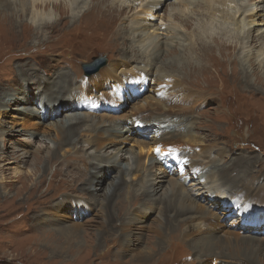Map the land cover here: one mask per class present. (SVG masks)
Here are the masks:
<instances>
[{
    "label": "rangeland",
    "instance_id": "obj_1",
    "mask_svg": "<svg viewBox=\"0 0 264 264\" xmlns=\"http://www.w3.org/2000/svg\"><path fill=\"white\" fill-rule=\"evenodd\" d=\"M111 1L131 11H127L124 16L125 24L122 22L123 13L111 9L108 6L109 1L52 0L48 2L45 9L38 7L34 12H37L34 17L16 14L17 22H21L15 30L16 33L7 34L5 32V35L0 36V92L4 91L3 94L6 92L4 95L8 94L6 98L1 95L0 102L8 103L10 101L8 109L4 111L1 108L0 111V130H3V133L0 134V264H140L141 253L152 250L156 252L155 257L150 261L141 262V264H261V261L264 262L262 253L258 254L260 258L257 257L256 262L250 261L247 257H238L239 259H237L229 250L226 251L228 256L215 260L204 257L200 253L210 242L209 239L222 235L223 232L228 231L229 226H232L233 229H241V232H238L241 237L252 236L259 241L261 240L259 238L264 240L262 229L240 228L239 218L225 216L226 211H220L216 216L220 228L217 232L210 230V226L206 223L202 225L201 218L197 217L199 220L197 219L195 227L193 222L188 225L184 223L179 228L169 230V233L164 230L158 238H155L153 230L160 220L163 221L166 214H159L162 205L153 199L161 198L160 195L168 187L166 182L162 184L160 190L156 189L154 192V194L157 193L156 196H150L147 193L140 202H137L133 197L128 199L126 193L131 195L134 192L139 195L143 191L142 188L138 190L121 186L118 195L109 203L108 207H105L103 196H108L114 185L120 181L119 172L124 169V166L115 167L112 173L105 176L103 171L105 167H102L98 160L91 159L94 151L87 145L91 135L78 140L75 138L76 144L73 145L74 147L72 146L73 148L66 146L60 150L62 146L55 147L54 134L47 127L50 123H65V114H60L53 119L52 117L42 119L43 126L40 128V132H48L50 140L47 139L49 138L47 135L39 133H30L31 135H29V133L20 132L21 127L17 121L18 111L25 105L22 101L26 97L24 98L21 92L17 93V88L22 89L23 92L29 86L32 89L37 86L24 82L23 78L27 76V72L21 74V66L23 69L36 70L35 74L38 80H33V82L45 84L44 81H46L44 86L55 95L61 93L62 90L57 89V80L60 79H54V75L69 74L76 77L79 83L82 80L78 73L81 74L82 79L90 80L105 69L111 59H121L120 51L125 49L124 40L116 41V37L123 32V29L119 28L130 26L133 18H137V22L154 24L155 27L166 24L175 26L182 39L185 40L183 44L186 45L192 41L189 30L192 25L189 23L190 19L185 20L186 17L192 18V23L195 24V19L203 18L202 16L207 14V8L202 6H180L182 15L185 17L183 19L176 18V21H173L167 19L170 9L168 3L173 5L177 0H164V6L159 8L158 14L157 11L150 12V14L141 12V7L146 0ZM198 1L202 3L204 0ZM213 1H211V8H224L218 1ZM242 5H246L249 10L247 7L246 9L253 14L260 10L259 4L255 3V0H239L237 3H227L226 6L229 11L238 12ZM92 6H94V11L87 14ZM262 6L264 8V0ZM41 19L52 21L53 26L46 27L47 30L45 28L28 29L30 25L42 21ZM204 21L210 23L209 20L204 19ZM216 21L218 22L214 23L219 25L220 21L218 19ZM21 25L22 27H20ZM2 26L4 27L5 23L0 24V33L3 31ZM229 26V30L236 34L234 37L238 36L237 34L242 36L245 31L249 33L257 31L262 27L254 25L252 21L241 26L240 24ZM243 27L244 29H242ZM213 39L211 42H203L197 47L201 57L194 68L202 66L200 69L198 68L199 70H189L188 66L182 65L180 62V68L176 65H169L165 67L167 70L162 68V71L168 73L169 77L178 76L177 78H180L182 83L192 91L201 94L210 93L211 96H214L212 98L214 101L203 102L198 108L192 110L193 115L197 117L193 129L196 135L199 134L198 136L202 138L203 144H208L210 150L220 154L213 163V172L226 173L223 170H227V168L232 172L228 180L223 181V186L231 192L234 190L235 201L240 202L238 199L245 192L235 189L241 187L242 179H248L250 173L258 171L259 174L256 177L264 178V87L254 84L249 73L245 72L246 78H241L240 73L246 71V65L249 63L244 64L237 39H234L235 42L231 48L225 51L218 50V43L216 45ZM218 39L220 42H226L223 37ZM125 43L127 44L128 40ZM191 54V57L188 55L190 58L197 57L195 52ZM96 57H103L106 60V65L95 74L85 75L82 64L91 63ZM263 57L264 55L259 58V61ZM252 62H254V58H252ZM170 67L172 68L170 69ZM175 69H179L187 81L180 77ZM97 79L90 81V87L97 99L88 89L89 84L85 85L84 90L78 94L79 97L83 96L88 100H93L88 110L90 108L99 117L98 119L103 116L102 118L109 121L111 116V119H117V117L121 119L138 113L142 97L131 100L128 98V101L121 100V102L111 101L109 100V91H112V88L120 90L125 88L111 86L109 90L100 91L102 88L96 89ZM102 81L105 83L104 79ZM154 83L156 81L152 80L146 89L139 87V94L142 95L151 90ZM81 85L83 86V83ZM254 85L255 87H253ZM47 90L44 91L46 96L50 95ZM12 93L14 96H11ZM7 98L9 101H6ZM39 100L42 99L37 97L33 102L29 100L30 103L27 105L36 106ZM39 107L41 110L42 106ZM46 107L48 106L46 105ZM46 113L45 117H50L53 114L52 109L49 108ZM83 128L85 127H82L80 131H83ZM149 136L148 134L142 139L147 141ZM122 147L124 150L129 147L136 149L133 142H126ZM70 148L74 151L70 154L66 153L65 151L68 152ZM54 150L59 152L57 156L60 159L57 164L52 160ZM111 150L105 149V153L110 155ZM63 154L66 155L62 157ZM124 156L126 159L129 158L128 155ZM142 156L145 168L148 165V160L144 159L145 156L165 158L161 152L156 150L149 151L147 155L143 151ZM169 160V158L166 159V165L161 167L162 172H165L168 177L175 178V175H172L169 170L175 169L176 165L174 160ZM240 161L242 163H239ZM156 166L157 164L154 163L148 171L159 176L160 172ZM129 168H133L131 163ZM236 180H238L237 183ZM89 181L97 194L93 198L90 197L91 194L88 191ZM125 181L127 184L132 182L129 177L125 178ZM95 185L97 186L95 187ZM188 192L190 198L197 199V202L201 203L199 197H195L196 191L188 190ZM69 198H78L89 206L95 202L96 208L90 210L88 207L87 212L82 214V217L80 216V222L77 219L72 220L67 203L63 207L65 214L60 209L53 208L54 205H59L64 200L69 201ZM201 204L203 205V203ZM152 206L157 207L156 212L151 213L149 208ZM78 210L86 211L83 208ZM142 214L147 215L144 218ZM172 214L173 212L170 211V215ZM74 218L75 216H73ZM69 221L79 223L80 228L65 232V237L60 230H65ZM193 221L195 223V218ZM187 226H193V229ZM69 232L72 234L71 236H68ZM138 233L140 237L136 235ZM128 240H130L129 243ZM217 250L219 251V248ZM233 253L235 254V252ZM133 256L135 257L133 258Z\"/></svg>",
    "mask_w": 264,
    "mask_h": 264
},
{
    "label": "bare ground",
    "instance_id": "obj_2",
    "mask_svg": "<svg viewBox=\"0 0 264 264\" xmlns=\"http://www.w3.org/2000/svg\"><path fill=\"white\" fill-rule=\"evenodd\" d=\"M50 1L52 0H0V24L5 23V26H2L3 31H1L0 36L2 34L5 35L6 33H16L15 30L21 23H18L16 20L18 13L25 17H28L29 15L30 17H34L37 14V12H34L38 9V7L45 9ZM103 1H109L108 6H110L111 9H115L123 13L122 22L125 24L126 19H124V16L129 10H127L126 7L118 6L111 0ZM211 1L213 0H204L202 3H199L198 0H177V2L173 5L168 3L170 9L167 19L173 21L176 18L183 19L185 17L182 15L180 6L195 7L198 5L207 8V14L202 16L203 18H199L197 20L193 19L195 24L192 23V18H189L188 16L186 17L185 20L190 19L189 23L192 25V28L189 29L192 41H189L186 45L183 44L185 40L182 39L181 34L178 30H176L177 28L175 26L166 24L165 26L156 25L155 27L154 24L143 21L137 22V18H133L130 26H121L119 28L123 29V32L116 37V41L119 39L124 40L125 49L120 51L122 58L111 59L108 66L90 80L82 79L81 74L78 73L80 80H82H79V83L76 77H72L69 74L66 75L64 73H58L57 75H54V79H60L57 80V85H55L58 86L57 89L60 88V90H62L61 93L54 95L52 92H49L44 86L46 81H44L45 84L33 82V80H38V77L35 74L36 70L23 69V66L20 68L21 74H25L27 72V76L23 78L24 82L30 83L31 85H37V89L35 88L36 91H34L35 89H32L30 86H26L27 88L23 92L22 89L17 88L16 92H21L23 93V97H26V100L24 99V101H22L25 105H23L18 111L17 121L21 127L20 132L29 133V135H31L30 133L47 135L49 136L47 139L50 140V134L48 132H40V128L43 126V120L51 117L52 119L57 118L60 114H65V123H50L47 127L50 128L54 134L55 147L62 146L60 150L66 146L72 147L76 144V141H74L75 138L78 140L79 138L83 139L86 136L91 135V139L87 142L90 149L94 151L93 155H91V159L98 160L99 164H101L102 167H105L103 170L105 176L112 173L115 167L120 165L124 166V169H121L119 172L120 181L114 185L112 192L108 196H103V204L105 207H108L109 203H111L118 195L121 186H124L125 188H137L138 190L142 188L143 191L139 195L134 192H132L131 195H128V192L126 193V197L128 199L133 197L137 200V202H140L141 199L147 195V193H149L150 196H156L157 193L154 194L156 189L160 190L164 182H166V184L168 183V187L160 195L161 198L159 197V199H153L162 205L159 214H166L163 221L160 220L156 228L153 230L155 238H158L160 233L164 232V230L168 232L171 229L173 230V228H179V226L184 223L188 225L190 222H193L194 226L197 224L198 218H201L202 225L206 223L210 226V230L217 232L220 228L217 222L218 218L216 216L220 213V211H226L227 213L225 216L230 215L239 218L241 224L240 228H259L264 232V178L256 177L259 174L258 171L250 173V177L248 179H242L241 187L235 190H243L245 194L242 193V196L239 197L238 200H240V202L235 201L234 190L231 192L228 189L226 190L223 186V181H227L232 172L228 168L227 170H223V172L225 171L226 173L213 172V163L215 162L216 157L220 156V154L216 153L214 150H210V148H208V144H203L202 138L198 136L199 134L196 135L194 132L193 126L194 123H196L197 117L193 115L192 110L198 108L203 102L214 101V99H212L214 96H211L210 93L201 94L197 91H192L182 83L180 78H177L178 76L169 77L168 73H163L164 70L162 71V68L168 67L169 65H176V67L180 68L181 64L188 66L189 70H199L202 66L198 67L199 69L194 68L198 64L201 57V53L197 49L198 46L202 45L203 42H211L213 39L212 37H215L213 42L216 45L218 43L217 49L225 51L231 48L232 44L235 42L234 39H237V44L239 45L238 49L242 51L241 58L244 64H246V62L249 63L246 65V71L240 73L241 78H246L245 72L246 74L249 73L252 78L251 81H253L254 84H259L264 87V57L259 61V58L264 55L263 0H255V3L259 4L260 8V10H258L255 14L250 13L246 5H242L238 12L229 11L226 6L227 3H237L239 0H216L221 6H224L222 9L211 8ZM164 3V0H146L141 7V12H148V14H150V12L157 11L158 14L159 8L164 6ZM93 9L94 6L91 7L87 14L92 13L94 11ZM30 17L29 19L32 20ZM198 17L201 16L198 15ZM204 19L209 20L210 23H207V21L205 22ZM217 19L220 21L219 25L216 24L218 22L216 21ZM251 21L254 25L257 24L262 27L257 31H251L250 33L245 31L242 36L237 34L238 36L236 37H234L236 34L229 30V25L236 26L240 24L241 26L242 24H248V22ZM51 22L42 20L37 24L30 25L28 29L33 30L34 28L37 30L45 28L47 30L46 27L53 26V23L51 24ZM20 27H22V25ZM242 29H244V27ZM221 37H223L226 42H220L218 38ZM126 40H128L127 44L125 43ZM214 47L213 49L216 50ZM183 51L184 53L182 54ZM192 52L197 54V57L194 59L190 58ZM188 55H190V57ZM252 58H254V62H252ZM69 64L71 65V63ZM105 65L106 62L104 65L100 66L99 69ZM239 67L241 68V66ZM171 68L172 67H170V69ZM99 69H97L96 72H98ZM175 71L180 77L186 80L185 76L179 69H175ZM96 72L87 76L95 74ZM93 79L98 80V83L96 80L98 85L96 89L102 88L100 91H103L104 89L109 90L111 86H122L125 88L123 90L112 88V91H109V100L111 101L121 102V100L128 101V98L131 100L133 98L136 99L142 97V104L139 105L141 107L138 113L127 118H121L119 116L121 119H118V117L117 119H111L112 116L110 117L108 115L110 117L109 121L102 118L103 116L98 119L99 117L95 115L90 108L88 110V107L92 104L93 100H88L83 96L79 97L78 94V92L80 93L81 90H84L85 85L87 84H89L88 89L92 91L90 81ZM102 79L105 80V83ZM152 80L156 81V83H154L151 87L152 89L142 95L139 94V87H143L145 89L148 88ZM82 83L83 86L81 85ZM253 87H255V85ZM45 90H47L50 95L46 96L44 92ZM3 92L4 91L0 92V97L1 95L6 94V92L4 94ZM92 95L96 98L93 91ZM7 96L8 94L2 97L6 98ZM11 96H14V94L12 93ZM216 96L219 97L218 95ZM37 97L42 99L39 100L38 105H27L30 103L29 100L33 102ZM6 101H9V98H7ZM9 102H0V111L1 108L4 111L7 110ZM46 105L48 107H46ZM39 106H42L41 110ZM49 108L52 109L53 114L50 117H45L47 116L46 111H48ZM82 127L85 128H83V131H80ZM10 130L13 129L10 128ZM2 131L3 130H0V134L3 133ZM148 134L150 136L147 137V141H144L142 137L148 136ZM51 141L53 140L51 139ZM126 142H133L136 149L134 150L132 147H129L127 150H124L122 145ZM72 148H70L68 152H65L68 154L72 153L74 151ZM105 149H112L111 154L107 155L105 153ZM157 149L164 155L165 158L162 159L145 156L144 159L148 160L147 168H145L143 158H141L143 157V151H145L147 155L149 151H157ZM58 153L59 152H57V150L52 152V160L55 164H57L60 159L57 156ZM65 155L66 154H63L62 157ZM124 155H128L129 158L126 159ZM168 158L171 161L174 160L176 165L175 169L173 168V170H169L172 175H175V178L168 177L165 172H162L161 167L166 165L165 161ZM130 163L133 166L132 169L129 168ZM154 163L157 164V170L160 172L158 174L159 176L150 173V170L148 171ZM239 163L242 162L240 161ZM108 167H111L112 169ZM127 177H129L132 182L127 184L125 181V178ZM237 181L238 180H236V183ZM88 185V191L91 194L90 197L93 198L97 194L90 181ZM96 186L97 185H95V187ZM188 190L196 191L197 194L195 197H199V200H201L203 205L198 203L197 199L190 198L188 196ZM66 203L69 206L68 212L71 213L72 220L77 219L79 222L80 216L82 217V214L87 212L88 207L90 210L96 208L95 202L89 206L86 203H82V201L78 198H69V201L64 200L59 205H54L53 208H58L63 214H65L63 207ZM79 208H83L86 211H80L78 210ZM149 209L151 210V213L157 211V207L152 206ZM170 211L173 212L172 215H170ZM147 214H142V216L145 218ZM73 216H75L74 219ZM194 218L195 223L193 221ZM67 224L69 225L66 226L65 230H60L65 237V232L78 230L80 228L79 223H71L69 221ZM193 226L187 227H192L193 229ZM231 227L229 226V229L227 228L228 231L223 232L222 235L220 234L219 236L209 239L208 241L213 242V244L208 242L207 246L203 251H200V253L204 257L210 259L213 258L215 260L218 258H225L228 254H226V251L229 250V252L235 255L237 259L247 257L250 261L253 260L252 262L257 261L258 254L262 253L264 256V240L262 238H259L261 239L259 241L252 236L241 237L238 235V232H241V229H233ZM139 228L141 229L142 227L140 226ZM181 234L183 235L182 232ZM71 235V233L70 235L68 234V236ZM136 235L140 237L139 233ZM129 241L130 240H128V243ZM217 248H219V251ZM141 254L140 264L141 262L143 263L152 260L155 257L156 252L153 250L151 252L144 251ZM134 257L135 256H133V258ZM258 258H260V256ZM261 264H264V262L261 261Z\"/></svg>",
    "mask_w": 264,
    "mask_h": 264
},
{
    "label": "water",
    "instance_id": "obj_3",
    "mask_svg": "<svg viewBox=\"0 0 264 264\" xmlns=\"http://www.w3.org/2000/svg\"><path fill=\"white\" fill-rule=\"evenodd\" d=\"M105 62L106 60L103 57H96L93 58V61L91 63L82 64V69L84 71V74L89 75L91 73L96 72L100 66L105 64Z\"/></svg>",
    "mask_w": 264,
    "mask_h": 264
},
{
    "label": "snow or ice",
    "instance_id": "obj_4",
    "mask_svg": "<svg viewBox=\"0 0 264 264\" xmlns=\"http://www.w3.org/2000/svg\"><path fill=\"white\" fill-rule=\"evenodd\" d=\"M157 151H158V149H157Z\"/></svg>",
    "mask_w": 264,
    "mask_h": 264
}]
</instances>
